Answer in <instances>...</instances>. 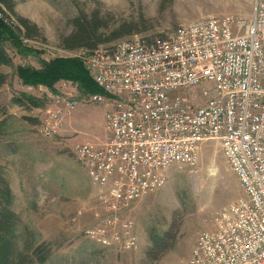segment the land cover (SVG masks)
<instances>
[{"label":"built area","instance_id":"1","mask_svg":"<svg viewBox=\"0 0 264 264\" xmlns=\"http://www.w3.org/2000/svg\"><path fill=\"white\" fill-rule=\"evenodd\" d=\"M80 58L102 91L91 101L106 108L103 144L74 149L106 210L83 235L102 247L134 248L124 211L162 187L169 167H194L202 145L214 141L241 194L216 212L213 230L198 234L184 264H264V0H255L248 20L208 16ZM76 107L70 98L38 131L56 134Z\"/></svg>","mask_w":264,"mask_h":264},{"label":"rangeland","instance_id":"2","mask_svg":"<svg viewBox=\"0 0 264 264\" xmlns=\"http://www.w3.org/2000/svg\"><path fill=\"white\" fill-rule=\"evenodd\" d=\"M7 1L9 10L0 6L12 20L17 43L9 34L2 42L11 66L0 67L7 75V83L0 89V166L11 190V209L19 219L18 233L29 230L50 247L51 255L44 264H184L198 234L213 230L216 212L241 194L219 144L205 142L194 167H169L162 187L124 211L123 217L134 222V248L102 247L83 235L85 229L98 224L106 210L74 152L77 145L99 146L105 140L106 108L91 101L101 90L85 65L93 91L81 90L68 80H56L50 87L24 85L15 70L23 65L39 69L38 60L80 58L83 51L61 47V39L71 32L70 20L79 11L95 13L110 29L122 24L138 28L129 36L100 45L111 46L134 36L148 40L164 36L208 16L248 20L255 0ZM30 28L33 38L27 39L23 34ZM23 93L32 96L38 107L13 102ZM70 98L77 100V107L64 117L56 134L43 136L38 129L46 115ZM153 239L162 240L164 249L153 253Z\"/></svg>","mask_w":264,"mask_h":264},{"label":"trees","instance_id":"3","mask_svg":"<svg viewBox=\"0 0 264 264\" xmlns=\"http://www.w3.org/2000/svg\"><path fill=\"white\" fill-rule=\"evenodd\" d=\"M0 5H6L5 7L10 9L7 0H0ZM2 10L4 9L0 6V13L4 16L3 19L0 18V67H8L11 66V59L2 46V42L8 39L6 34H9V39L12 38L16 43L17 38L14 35V29L10 27V17ZM21 25L27 28L26 22L22 21ZM70 25L71 32L61 39V47L69 52L90 51L100 45L129 36L134 30L138 31V28L132 29L130 24H122L115 29H110L95 13L88 14L83 11H79L70 20ZM32 32L30 28L23 35L25 38L31 39L33 38ZM16 43L15 45L19 50L20 47ZM38 61L41 65L39 69L28 65L16 67V75L21 83L30 86L50 87L52 82L56 80H68L77 83L81 90H95L83 67L81 58L67 57L54 58L51 61ZM6 83L7 75L0 71V89ZM95 86L97 85L95 84ZM13 102L27 103L38 107L36 100L24 93L20 97L13 98ZM11 199L10 187L5 179L3 168L0 166V264H44L51 255L50 247L45 242L37 241L34 234L29 230H26L23 235L18 233L19 219L11 209ZM152 242L151 251L153 253L164 249L162 240L153 239Z\"/></svg>","mask_w":264,"mask_h":264}]
</instances>
